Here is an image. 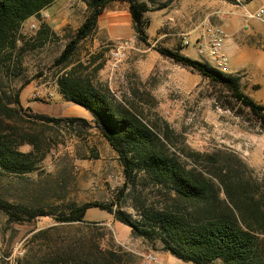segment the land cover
Masks as SVG:
<instances>
[{"label":"rangeland","instance_id":"obj_1","mask_svg":"<svg viewBox=\"0 0 264 264\" xmlns=\"http://www.w3.org/2000/svg\"><path fill=\"white\" fill-rule=\"evenodd\" d=\"M75 1L67 0L70 9H79L73 5ZM190 8L191 0H156L150 5L145 14L150 21L146 29L148 46L134 33L131 19L127 23V5L111 3L100 15L94 32L77 45L66 65L58 66L55 60L74 34L77 23L54 32L41 21L42 17H37L35 29L30 28V23L20 27L9 56L0 65V93L8 100L18 95L24 109L30 107L34 112L43 111L57 118H78L73 103H61L49 95L56 92L57 79L72 70L76 76L100 85L111 99L131 109L150 127L159 128L163 134L167 127L170 151L185 162L205 167L204 159L193 157V153L235 154L252 177L264 181V132L248 110L235 103L221 86L155 51L157 47L180 50L183 56L187 55L184 57L236 79L244 95L256 94L258 86L249 82L243 72L231 73L228 60L226 71L222 72L215 68L206 51L204 55L198 53L206 42L200 39L197 43L196 39L207 26L218 25L208 15L213 8L210 1L204 0L196 11L200 15L199 26H191L189 21H194V16ZM110 20L116 22V28L128 32L116 31ZM194 29V37L185 34ZM184 37L190 42L188 46L183 45ZM22 86L24 89L18 92ZM251 99L264 105V100ZM1 120V128L10 134L8 140L14 142L23 137L32 141L19 150L31 153L29 160L36 169L20 175L0 171V206L12 212L43 210L58 214L73 202H106L116 198L124 180L122 168L116 153L95 128L65 123L40 125L22 110L10 120ZM141 188V196L149 204L154 191L149 186ZM120 208L134 220L139 219L127 194ZM87 216L88 225L59 224L51 216L17 222L0 210V262L9 264L4 259L12 257L23 264L40 256V250L47 251L49 246L57 251L78 245L87 251L91 245L99 244L103 249L127 252L132 264H143L148 254L156 258L153 264H185L165 253L160 244L133 238L128 227L106 212L91 209ZM46 229L49 232L41 235Z\"/></svg>","mask_w":264,"mask_h":264},{"label":"trees","instance_id":"obj_2","mask_svg":"<svg viewBox=\"0 0 264 264\" xmlns=\"http://www.w3.org/2000/svg\"><path fill=\"white\" fill-rule=\"evenodd\" d=\"M55 1L0 0V65L9 56L8 51L23 23ZM114 2L127 5L134 33L148 45L146 29L150 21L145 14L156 0H84L87 16L55 60L57 66L66 65L77 45L94 32L106 6ZM155 51L221 86L235 103L248 110L251 119L264 132V105L244 95L236 79L184 57L179 50L157 47ZM56 86L66 102L88 111L91 121L40 114L30 107L24 109L18 95L8 100L0 93V125L3 124L1 118L10 120L22 110L40 125L65 123L72 127L95 128L117 155L124 179L122 187L112 201L73 202L58 214L43 210L12 212L0 206L9 220L30 222L36 217L51 216L59 224L88 225L86 213L97 209L128 227L133 238L152 245L158 243L165 253L186 264H264V181L252 177L241 159L235 154L193 153V157L204 159L205 167L191 165L170 151L166 142L167 127L166 134L150 127L131 109L111 99L100 85L69 70L57 79ZM23 89L24 86L18 92ZM9 137L0 126V171L20 175L35 170L34 162L29 160L31 153L19 150L32 141L21 137L13 142ZM141 186H149L154 191L149 204L141 196ZM126 194L133 201L138 220L120 208ZM48 232L46 229L40 234ZM40 252V256L23 264L133 263L127 252L103 249L99 244L91 245L87 251L84 246L69 245L57 251L49 246L47 251Z\"/></svg>","mask_w":264,"mask_h":264},{"label":"crops","instance_id":"obj_3","mask_svg":"<svg viewBox=\"0 0 264 264\" xmlns=\"http://www.w3.org/2000/svg\"><path fill=\"white\" fill-rule=\"evenodd\" d=\"M191 1L193 8H190L189 11L193 14L194 21L191 20L189 22L191 23V26H193L199 21L200 25L198 17L200 15L199 12L196 13V11H199L204 0ZM207 1H210V4L213 5V8L208 15L211 16L212 22L220 26L224 31L225 42L223 53L230 64L229 68L232 70L231 73L243 72L249 82L258 86L256 94L254 96L250 95L249 97L254 99L257 97L259 100H264V18H252L247 20L246 23L243 19L244 12L255 14L258 9L264 6V0H251L244 7L233 5L225 0ZM72 3L73 5H77L79 9H74V6L70 9V3L67 2V0H56L49 7L43 9L37 16L28 18L24 23L35 25V18L41 17L40 15L42 14H46L47 18L44 20L41 19V21H45L52 31L59 32L65 27L72 26L76 23L77 30L87 16V8L80 0H76ZM125 12L128 23L130 22V16L128 11ZM185 16L186 19H189L190 13L188 14L187 12ZM115 23L116 22L110 20V24H112V27L115 28V30L117 29L118 32L123 34L128 32L122 31V28H116ZM116 31H114V33ZM185 34L194 37L197 34L196 29ZM179 53L183 55L180 50ZM184 56L187 55L184 54ZM56 89V92H49V95L61 103L66 102L59 93L58 87ZM43 90L48 91L46 88H43ZM262 104H264V102ZM75 106L77 107L76 111L79 113L77 116L78 118H83L87 121L91 120L88 111L78 105ZM37 113L50 116L43 111ZM87 215L88 212L85 215V220L88 217Z\"/></svg>","mask_w":264,"mask_h":264},{"label":"built area","instance_id":"obj_4","mask_svg":"<svg viewBox=\"0 0 264 264\" xmlns=\"http://www.w3.org/2000/svg\"><path fill=\"white\" fill-rule=\"evenodd\" d=\"M231 4L244 7L248 2L251 0H228ZM41 17L45 19L47 17L46 14H42ZM257 18L262 19L264 18V6L256 11L255 14H250L248 12L243 13V19L246 23L247 20ZM246 27V26H245ZM31 29H35V25H30ZM200 39H205V45L198 50L200 55H204L205 51L207 52L209 58L214 60L215 68L218 70L225 72L226 71V64H227V57L223 53V47L225 42V34L223 29L220 26H207L200 34L199 38L196 39L198 43ZM189 40L187 38H183V45L188 46ZM116 57H119V54H115ZM22 255V252L19 254ZM8 261L9 264H20L18 260L12 259V257H8L4 259ZM156 258L152 254H148L144 256L143 264H153L155 263Z\"/></svg>","mask_w":264,"mask_h":264}]
</instances>
